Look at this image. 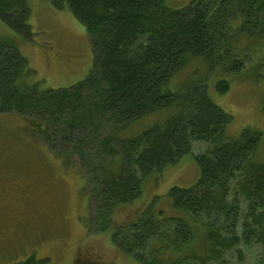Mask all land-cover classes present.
<instances>
[{"label": "trees", "instance_id": "16d2710c", "mask_svg": "<svg viewBox=\"0 0 264 264\" xmlns=\"http://www.w3.org/2000/svg\"><path fill=\"white\" fill-rule=\"evenodd\" d=\"M50 1L86 27L93 69L71 87L41 90L22 51L0 39V115L22 116L55 153L79 158L101 232L141 196L146 177L205 143L195 156L200 180L170 189L169 209L157 198L112 232L113 243L141 264H237L248 249L264 260V134L247 127L231 138L233 117L209 95L262 65L264 0L182 9L166 0ZM31 12L29 0H0V20L28 42Z\"/></svg>", "mask_w": 264, "mask_h": 264}, {"label": "rangeland", "instance_id": "374dc122", "mask_svg": "<svg viewBox=\"0 0 264 264\" xmlns=\"http://www.w3.org/2000/svg\"><path fill=\"white\" fill-rule=\"evenodd\" d=\"M166 1L174 9L193 2ZM29 4L32 40L26 41L1 20L0 39L22 51L36 71L34 79L41 82V90L64 89L84 81L95 62L84 24L68 8L58 11L50 0H29ZM252 60H247L248 67ZM256 65L241 77H230V91L225 95L218 96L214 85L210 88L214 102L233 117L228 128L231 138L240 136L247 127L264 134V61ZM29 130L32 128L22 116L0 115V190L25 206L28 221L24 220L19 231L8 230L9 243L0 242V264H17L33 256L43 260L40 264H141L113 243L112 232L136 222L157 198L158 207L169 209L170 189H189L201 178L195 156L206 149V144L197 142L193 154L185 156L178 166L146 177L141 196L118 209L114 227L101 232L100 217L91 199L93 184H87L79 158L69 153L58 155L40 133ZM262 149L264 156V142ZM2 202L0 199V207ZM237 264H264V260L258 249H248Z\"/></svg>", "mask_w": 264, "mask_h": 264}, {"label": "flooded vegetation", "instance_id": "af4514ba", "mask_svg": "<svg viewBox=\"0 0 264 264\" xmlns=\"http://www.w3.org/2000/svg\"><path fill=\"white\" fill-rule=\"evenodd\" d=\"M21 192L24 188L19 186ZM0 199L3 200L0 207V242L2 244L9 243L11 240L6 238L8 230L15 232L20 230L22 223L25 222V206L21 203H16V199L13 201L11 196L5 192L4 189L0 190ZM36 198L33 199V202ZM28 222V221H27Z\"/></svg>", "mask_w": 264, "mask_h": 264}]
</instances>
